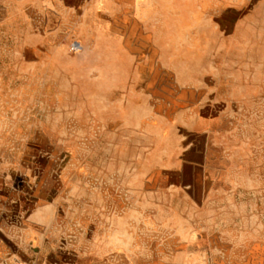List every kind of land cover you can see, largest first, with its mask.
<instances>
[{
    "label": "rangeland",
    "instance_id": "rangeland-1",
    "mask_svg": "<svg viewBox=\"0 0 264 264\" xmlns=\"http://www.w3.org/2000/svg\"><path fill=\"white\" fill-rule=\"evenodd\" d=\"M0 264H264V0H0Z\"/></svg>",
    "mask_w": 264,
    "mask_h": 264
},
{
    "label": "built area",
    "instance_id": "built-area-1",
    "mask_svg": "<svg viewBox=\"0 0 264 264\" xmlns=\"http://www.w3.org/2000/svg\"><path fill=\"white\" fill-rule=\"evenodd\" d=\"M77 48V46H75Z\"/></svg>",
    "mask_w": 264,
    "mask_h": 264
}]
</instances>
